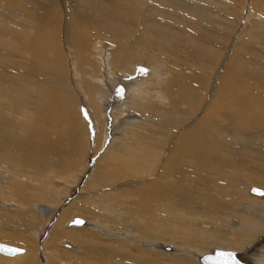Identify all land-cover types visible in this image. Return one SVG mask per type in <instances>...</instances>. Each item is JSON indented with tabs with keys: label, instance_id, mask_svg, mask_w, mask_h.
Returning <instances> with one entry per match:
<instances>
[{
	"label": "bare ground",
	"instance_id": "bare-ground-1",
	"mask_svg": "<svg viewBox=\"0 0 264 264\" xmlns=\"http://www.w3.org/2000/svg\"><path fill=\"white\" fill-rule=\"evenodd\" d=\"M121 81L133 91L110 115L153 116L116 133L99 99ZM89 98L108 144L83 173L92 198L60 209L41 251L35 202L58 191L25 173L80 175ZM0 186V242L27 247L0 264H202L214 250L264 264V0H0ZM74 215L94 231L65 230Z\"/></svg>",
	"mask_w": 264,
	"mask_h": 264
},
{
	"label": "rangeland",
	"instance_id": "rangeland-1",
	"mask_svg": "<svg viewBox=\"0 0 264 264\" xmlns=\"http://www.w3.org/2000/svg\"><path fill=\"white\" fill-rule=\"evenodd\" d=\"M203 1V0H202ZM201 0H199V2H202ZM216 7H213L211 10H214V9H217V8H220V14L218 15V18H222V17H224V12H223V9H221V7L219 6L218 7V5H215ZM241 11V10H240ZM246 11H247V9H246ZM246 11L244 12V15L246 14ZM249 11H251V10H249ZM224 13V14H223ZM252 13V12H251ZM222 15V17H220ZM191 16H192V13H189V15H188V18H191ZM110 21H112V20H110ZM116 23H118V22H116ZM116 23H114V24H116ZM107 45H109V44H107ZM240 51H241V53L244 55V56H248L249 55V51H248V49H240ZM224 55H223V57H222V59H221V61H220V65H221V63H223V61H224V58H225V55L228 53V51L226 50V48H225V50H224ZM4 60H8L7 58H4ZM6 65H8V64H6ZM140 65H142V64H140ZM139 65V66H140ZM9 66V65H8ZM13 70H17V71H19L17 68H13ZM137 72H139V73H141V75H143V76H145L147 73L149 74V73H152L151 72V69L150 68H148L147 66H140V68H138L137 69ZM20 73V72H19ZM19 73L17 74V75H19ZM147 76V75H146ZM140 81L141 80V78H137V79H132L131 81L132 82H134V81ZM139 85H141V84H137L136 86L138 87ZM113 89L114 90H111L110 92H107V93H104L103 94V97H106L105 98V101H103V100H100L99 99V102H100V112L102 113V114H104V113H106V110H107V112H108V117H112L111 119H109V123H107V122H105V124L106 125H110L109 127H107V131H109V129L111 128V130H110V132L112 131V132H119L120 131V129H118V127H116V125L118 124V126L119 125H124L123 123L125 122V121H128V122H133L134 123V121H135V118H136V116H141V117H145L144 115H148V116H151L152 114H150V110L149 111H147V110H139V109H135V108H133V106H131V105H129V114H127V113H124L123 115H124V117L122 118L123 120H125L122 124H121V121L119 120V119H114V116L113 115H110V108H112V111H114V110H118L119 108H117V106H119V104L121 103V99H122V101H123V98L124 97H126L130 92H132L133 91V86H132V84H126V83H124L123 81H121V84H119V85H116L115 87H113ZM60 92V91H59ZM31 94H32V92H30ZM59 94V93H58ZM57 95V94H56ZM61 95H65V96H67L66 94H65V92L63 91L62 92V94ZM97 95V97H98V95H100V92L98 93V94H96ZM68 97V96H67ZM121 98V99H120ZM108 99V100H107ZM66 101V100H65ZM90 98L86 101V104H83L82 105V107H81V115H82V117H83V121L86 123V126L88 127V129H90V131H89V134H88V136H87V139H86V148H87V150H86V156H85V161L77 168L78 170H80V171H78L79 173H80V175H77V174H70V177H68L69 175H63V176H54V174H52V175H49V174H47L46 176L43 174V175H41V177L40 176H38V174H34V175H31V176H27V175H29V173H25V177H24V179H26L27 181H31L32 182V184H33V182H36V183H39V184H41V186L42 187H44L45 188V191H46V193H49V191L51 190V189H48L47 188V186H50V187H54L55 188V190H56V192H57V194H55V197H54V199H52L53 201H51L50 199H49V197L50 196H48V195H45L46 197H44L45 198V200H50V201H40V202H35V205L37 204V205H41V209L39 208V210H40V212H38L37 213V211H35V216H36V218H37V223H36V227H34V229H32L30 232L31 233H34V232H37L38 230V237H39V239L38 238H36L35 236L33 237L32 235H30L29 233H27L26 235L27 236H29V237H31L33 240L35 239V242H37L36 244H38V245H36V247H38V249L39 250H41L42 251V248L43 247H41V245H44L46 242H47V237H48V234L51 232V230L50 229H52L53 227H54V224H56L57 223V221H59V219H58V217L60 218V209H68V207L70 206V205H72V202L74 203V201L75 202H79L80 201V199H82V198H85L86 200H91V196H89V191L90 190H88V186H89V184L88 183H86L87 181H86V179H87V177H85V176H83V173H85V171H86V166L87 167H89V166H91V165H93V167L91 166V170H94V166H95V159H97V157L99 158L100 157V155L102 154V152H103V150H102V148L104 147V148H106V146L108 145L107 144V142L106 143H101L102 142V138L103 137H101V139H100V137H98V135H97V130L95 131V133H93V130H95V129H93V127H94V125H95V123H94V120H96L97 119V116H96V113H95V111H94V109H92V106L90 105ZM105 107V108H104ZM198 108H201V107H196V110H198ZM103 109V110H102ZM183 109V108H182ZM185 109V108H184ZM93 110V111H92ZM105 111V112H104ZM122 115V114H121ZM125 115H127V117L125 118ZM159 114L157 113H155V117H157V118H161V117H159L158 116ZM153 116V115H152ZM183 117V116H182ZM134 118V119H133ZM181 119V118H180ZM132 120V121H131ZM222 124V123H221ZM114 127V128H113ZM114 129V130H113ZM91 134V135H90ZM106 134V133H105ZM99 144V145H98ZM101 144H103L102 146H101ZM100 146V147H99ZM102 151V152H101ZM98 155V156H97ZM89 158H90V160H89ZM92 161V162H91ZM115 161L116 162H114L115 164L114 165H117L118 166V169L122 166V168H121V170L123 169V170H125L126 171V177L127 178H129V179H138L139 177H141V174H142V172H141V169L138 167H135L134 165H133V163H132V161H130V158L129 157H127V156H122L121 157V159L120 158H115ZM119 161V162H118ZM131 162V163H130ZM128 163V164H127ZM143 163H146V161H144ZM119 165H120V167H119ZM128 165V166H127ZM127 166V169L128 170H126V168H123V167H126ZM137 170V171H136ZM90 173H93V171H91ZM24 175H22L21 177H23ZM131 176V177H130ZM134 176V177H133ZM137 176V177H136ZM65 179H64V178ZM72 177V178H71ZM88 177H90V176H88ZM133 177V178H132ZM70 178H71V180H70ZM74 178H76V180L74 179ZM66 179H68V180H66ZM71 181V182H70ZM82 181V182H81ZM81 182V183H80ZM80 183V184H79ZM68 184V185H67ZM1 187L2 186H0V192H2L3 191V189L1 190ZM2 188H4V187H2ZM67 188V189H66ZM255 188V187H254ZM258 189V188H257ZM47 190H49V191H47ZM104 190V189H103ZM62 192H64V193H62ZM60 195L61 196H63V197H65L64 199L62 198V197H60ZM58 196H59V198H58ZM254 196H256V195H254ZM48 197V198H47ZM78 198V199H77ZM58 199H60V200H58ZM77 200V201H76ZM54 204H53V203ZM58 202V203H57ZM71 203V204H70ZM89 204H92V203H89ZM52 205V206H51ZM1 206V205H0ZM98 206H100L101 208L103 207L102 205H98ZM3 207V206H2ZM1 207V208H2ZM67 207V208H66ZM90 207H92V210L93 211H96V210H100V208H97V207H95V205H90ZM3 208H5V207H3ZM51 208V209H50ZM106 210H110L111 209V207H108V209L107 208H105ZM12 213V212H11ZM13 213H16V212H13ZM20 215H22V216H28L29 214L30 215H32L33 216V214L32 213H30L29 211L26 213V212H24V213H19ZM25 214V215H24ZM29 215V216H30ZM40 216V217H39ZM79 216V217H78ZM75 218H81V219H83V220H85V219H87V218H84L83 216H81V215H74L73 216V219L70 217L69 218V223L71 222V221H73ZM135 219H137V218H139V216H135L134 217ZM41 219V220H40ZM57 219V220H56ZM242 219V218H241ZM68 220V219H67ZM67 220L62 224V227H64L65 228V230H67V231H70L71 229H73V228H78V229H85V230H88V231H94L93 229H90L89 227H83L84 225H82V226H69V223L67 222ZM237 220L238 221H240V219H238L237 218ZM97 221H100L101 223H100V225L102 226V227H104L105 229H108V228H112L111 226H109V224L108 225H106L105 223V221H101L100 219H97ZM68 223V227H66V224L65 223ZM39 223H41V224H39ZM65 224V225H64ZM53 225V226H52ZM64 225V226H63ZM9 226H11L10 227V229H13L14 231H18L17 230V228L15 227V225H12V223H10L9 224ZM239 226V225H238ZM225 227H227V226H225ZM240 227V226H239ZM238 227V228H239ZM63 228V229H64ZM114 229V228H113ZM49 231V232H48ZM95 232H99L100 234L102 233V232H100V231H95ZM61 241H59V242H57V244H58V246L56 245V247L58 248V250H60V248H62V244H63V248H66V249H72L73 247L74 248H76L77 246V244L76 245H74L73 247L71 246V247H68L67 245L70 243H66V241H68L69 239H60ZM136 242H137V240H136ZM0 243H2V242H0ZM4 243V242H3ZM13 243V244H12ZM71 243H73V242H71ZM70 243V244H71ZM4 244H7V245H11V246H14V247H17V248H19V249H22V250H25V248L27 249V247H25V246H22L20 243H17V242H10V243H4ZM61 244V245H60ZM69 244V245H70ZM217 244V243H216ZM60 245V246H59ZM161 244H159V245H157L156 246V249L157 250H164V251H166L168 254H172L173 252H170V251H167L165 248L164 249H161V248H157V247H159ZM165 246H167V245H165ZM170 247V246H169ZM43 251H44V249H43ZM72 251V250H71ZM236 253V252H235ZM23 254V253H22ZM22 254H17V255H15V256H13V258H15L16 256H20V255H22ZM45 254V253H44ZM60 255H62V256H60ZM0 256H2V257H6V259L8 258V259H11L12 257H9V256H4V255H2V254H0ZM59 256L60 257H63V254L60 252V254H59ZM63 259H65V260H67L66 259V257L64 258L63 257ZM38 260H39V262H40V264H42L41 263V260H40V256H38ZM62 264V263H61ZM67 264H72V262L71 261H68L67 262ZM164 264H166V263H164Z\"/></svg>",
	"mask_w": 264,
	"mask_h": 264
},
{
	"label": "water",
	"instance_id": "water-1",
	"mask_svg": "<svg viewBox=\"0 0 264 264\" xmlns=\"http://www.w3.org/2000/svg\"><path fill=\"white\" fill-rule=\"evenodd\" d=\"M251 193H255L257 195H262L263 192L256 190V189H252ZM86 222L81 219V218H75L73 221H71L69 223V226H81L84 225ZM23 253V251L17 247L11 246V245H7L4 243H0V254L4 255V256H9V257H13L17 254H21ZM221 253H231V256H220ZM200 261L202 264H233V261H235V264H245L242 261H239L235 254L233 252H223V251H218V250H214L213 251V255H207L204 256L202 258H200Z\"/></svg>",
	"mask_w": 264,
	"mask_h": 264
},
{
	"label": "snow or ice",
	"instance_id": "snow-or-ice-1",
	"mask_svg": "<svg viewBox=\"0 0 264 264\" xmlns=\"http://www.w3.org/2000/svg\"><path fill=\"white\" fill-rule=\"evenodd\" d=\"M225 255H227V256H229V257H230V256H231V253H228V254L221 253V254H220V256H222V257H223V256H225ZM233 264H235V261H233Z\"/></svg>",
	"mask_w": 264,
	"mask_h": 264
}]
</instances>
